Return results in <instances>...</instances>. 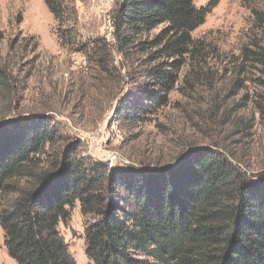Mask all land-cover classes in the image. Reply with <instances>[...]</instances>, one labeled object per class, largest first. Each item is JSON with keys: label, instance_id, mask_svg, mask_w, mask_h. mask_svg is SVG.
<instances>
[{"label": "trees", "instance_id": "obj_1", "mask_svg": "<svg viewBox=\"0 0 264 264\" xmlns=\"http://www.w3.org/2000/svg\"><path fill=\"white\" fill-rule=\"evenodd\" d=\"M44 1L61 47L85 48L69 22V0ZM196 1L120 0L114 12L115 37L127 45L157 31L141 45L153 64L146 85L158 92L153 108L167 104L186 67L187 84L218 83L212 63L221 53L194 33L221 0ZM248 8V41L228 65L237 79L234 91L253 84L244 99L264 118V9ZM95 48L102 56L103 47ZM7 86L0 66V95ZM47 120L0 124V225L17 264H77L59 230L77 203L89 219L84 236L92 264H264V172L252 174L210 147L191 153L186 171H111L69 150L46 163L47 148L59 141Z\"/></svg>", "mask_w": 264, "mask_h": 264}, {"label": "rangeland", "instance_id": "obj_2", "mask_svg": "<svg viewBox=\"0 0 264 264\" xmlns=\"http://www.w3.org/2000/svg\"><path fill=\"white\" fill-rule=\"evenodd\" d=\"M68 2L74 12L69 22L85 48L61 47L57 23L44 0H0V66L8 75L0 95V124L47 118L59 131V141L47 148L42 157L46 163L69 150L111 171H186L191 153L210 147L234 157L252 174L264 172V118L244 99L245 93L252 95L253 84L234 91L237 79L228 65L248 41L249 5L264 9V0H221L194 33L221 53L212 63L218 83L212 88L187 84L186 67L167 104L154 108L158 92L146 87L153 64L141 45L157 31L127 45L115 37L113 26L120 0ZM208 2L197 0L196 5ZM96 44L103 47L102 56ZM1 203L0 193V209ZM88 222L77 203L70 219L59 225L77 264H92L84 236ZM0 264H17L1 225Z\"/></svg>", "mask_w": 264, "mask_h": 264}]
</instances>
